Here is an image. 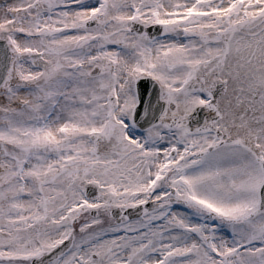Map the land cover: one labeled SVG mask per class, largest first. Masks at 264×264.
Returning <instances> with one entry per match:
<instances>
[{
    "label": "snow or ice",
    "instance_id": "1",
    "mask_svg": "<svg viewBox=\"0 0 264 264\" xmlns=\"http://www.w3.org/2000/svg\"><path fill=\"white\" fill-rule=\"evenodd\" d=\"M0 264H264V0L0 5Z\"/></svg>",
    "mask_w": 264,
    "mask_h": 264
},
{
    "label": "bare ground",
    "instance_id": "2",
    "mask_svg": "<svg viewBox=\"0 0 264 264\" xmlns=\"http://www.w3.org/2000/svg\"><path fill=\"white\" fill-rule=\"evenodd\" d=\"M5 2H11V0H5V1H3V3H2V4H4Z\"/></svg>",
    "mask_w": 264,
    "mask_h": 264
},
{
    "label": "rangeland",
    "instance_id": "3",
    "mask_svg": "<svg viewBox=\"0 0 264 264\" xmlns=\"http://www.w3.org/2000/svg\"><path fill=\"white\" fill-rule=\"evenodd\" d=\"M3 1H5V0H0V5H3L2 3H3Z\"/></svg>",
    "mask_w": 264,
    "mask_h": 264
}]
</instances>
